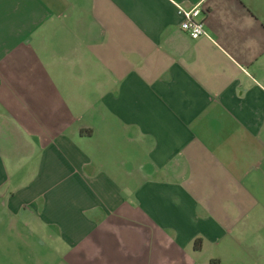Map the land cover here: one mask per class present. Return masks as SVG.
I'll return each mask as SVG.
<instances>
[{"label": "crops", "instance_id": "obj_1", "mask_svg": "<svg viewBox=\"0 0 264 264\" xmlns=\"http://www.w3.org/2000/svg\"><path fill=\"white\" fill-rule=\"evenodd\" d=\"M0 230L4 264H264V0H0Z\"/></svg>", "mask_w": 264, "mask_h": 264}, {"label": "built area", "instance_id": "obj_2", "mask_svg": "<svg viewBox=\"0 0 264 264\" xmlns=\"http://www.w3.org/2000/svg\"><path fill=\"white\" fill-rule=\"evenodd\" d=\"M177 11L183 17L180 28L190 39H200L206 35L202 22L203 12L199 7L196 6L188 11L177 7Z\"/></svg>", "mask_w": 264, "mask_h": 264}, {"label": "rangeland", "instance_id": "obj_3", "mask_svg": "<svg viewBox=\"0 0 264 264\" xmlns=\"http://www.w3.org/2000/svg\"><path fill=\"white\" fill-rule=\"evenodd\" d=\"M1 232H2V230H0V235H1ZM4 264V262H2V261H0V264ZM7 264H14V263H7ZM23 264H33V263H30V262H26V263H23Z\"/></svg>", "mask_w": 264, "mask_h": 264}]
</instances>
